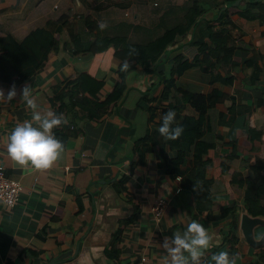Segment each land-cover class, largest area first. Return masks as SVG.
<instances>
[{
  "label": "crops",
  "instance_id": "0c3cea01",
  "mask_svg": "<svg viewBox=\"0 0 264 264\" xmlns=\"http://www.w3.org/2000/svg\"><path fill=\"white\" fill-rule=\"evenodd\" d=\"M183 1L0 0V36L12 34L21 41L32 30L75 9L78 33L88 40L91 32L80 17L87 12V4L98 25L126 21L151 27L158 23L165 8ZM229 10L236 25L232 33L237 41L234 55L239 63L232 84H216L224 97L208 108V128L200 138L214 144L211 150L214 164L207 176L224 180V189L213 196L216 206L212 211L205 210L198 219L213 237L201 264L220 250L236 254V264H264V245L249 244L239 227L244 212L264 219V205L245 202L243 192L231 185L232 174L242 171L245 177L258 180L264 194V22L239 15V8ZM218 11L210 8L205 16L216 17ZM190 38L191 34H187L169 45L157 66L158 72H166L172 64H177L178 55L188 60L195 58L198 50L188 44ZM255 56L262 70L253 78L255 66L250 60ZM129 57L127 50L114 46L84 53L62 48L51 56L38 75L22 82L0 78V89L5 95L13 84L17 89L11 100L0 95V166L23 185L14 206L0 200V264H133L141 256L147 257L146 264H165V237L171 239L177 230L182 234L195 219L193 194L159 165L156 147L146 153L144 163L132 162L137 142L159 126L156 121H149L151 101L143 96L159 78L158 73L146 72L145 66L138 64L127 74L126 91L116 93L117 69ZM80 73L103 81L101 99L114 94L116 103L99 122L71 121L69 128L78 133L69 136L65 151L50 168L34 169L30 164H17L8 155L6 146L15 125L31 119L32 110L21 99L23 87L30 85L42 113L54 111L51 97L58 100L51 88ZM176 85L194 93L188 101L180 96L177 101L186 103V113L196 114L202 96L211 86V75L193 66L176 78ZM163 91L161 84L155 92L161 106L168 103L162 97ZM233 106L235 110L243 109L233 114L230 111ZM176 156L177 150H171L170 158ZM127 175V191H119V180ZM179 187L181 190L177 191ZM159 198L167 200L160 220L153 212ZM135 205L136 220L124 225L114 243L121 222L135 213ZM229 205L236 206L239 212L235 247L224 238L229 234ZM255 234L257 238L264 234V224L255 229Z\"/></svg>",
  "mask_w": 264,
  "mask_h": 264
},
{
  "label": "trees",
  "instance_id": "16d2710c",
  "mask_svg": "<svg viewBox=\"0 0 264 264\" xmlns=\"http://www.w3.org/2000/svg\"><path fill=\"white\" fill-rule=\"evenodd\" d=\"M210 8L219 9L216 17L205 16ZM232 8H239L238 14L247 19H260L264 22L262 0H184L181 4H171L165 8L154 26L123 21L106 25L101 29L97 20L90 14L91 8L87 4V12L80 17L84 19L91 37L84 40L78 33L75 9H69L59 18L51 19L44 26L32 30L21 41L12 34L0 36V78L9 82H22L38 75L46 68L51 56L62 48L75 49L78 53L100 51L109 46L127 50L130 57L123 59L117 69L115 92L124 93L127 89V74L138 64L145 66L146 72L158 73L159 78L155 86L147 88L143 93V96L151 101L149 121L160 124L163 113L171 108L176 112V122L183 125L184 129L182 135L175 140L161 136L157 131L158 126L149 130L147 135L137 142L135 159L132 162L144 163L146 153L156 147L160 157L159 165L165 167L171 176H180L182 188L193 194L194 218L198 220L205 210L214 209L216 202L213 196L224 189L223 178L207 176L208 169L214 164L211 155L214 144L200 141V138L208 128V108L216 105L224 97V93L216 87V84L229 85L236 79L234 71L239 61L234 55L237 41L232 33L233 28L236 27L229 10ZM187 34H191L188 44L198 50L195 58L188 60L183 55H178L177 64H172L166 72H158L157 66L169 45L178 37ZM250 62L255 66L253 73L255 78L262 68L256 56L252 57ZM126 63L127 68L124 67ZM193 66L210 73L211 86L202 96L203 102L199 104L198 112L189 114L186 113V103L178 104L177 97L180 96L184 101H188L194 93L178 87L176 78ZM161 84L164 86L162 97L168 101L165 106L158 103V96L155 95ZM103 86V81L88 73H80L63 84L51 88L60 102L58 104L51 97L54 112L62 113L68 121L53 129L55 135L64 144L71 134L78 133V130L69 128L71 121L87 119L99 122L116 103L114 94L109 95L105 100L101 99L99 92ZM242 109L243 107H240L235 110L233 106L230 111L235 114ZM171 150H177V156L172 159ZM128 179L127 175L119 180V191H127L125 184ZM257 181L245 177L242 171H235L232 174L231 185L238 192H243L245 202L264 205V194L261 193ZM129 200L132 198L129 197ZM135 208V213L121 222L114 243L119 239L124 225L136 220L138 216L136 205ZM227 213L230 216L229 234L224 238L235 247L238 240L236 231L239 225V212L236 206L229 205ZM31 251L39 254L37 250ZM110 254L113 257L112 250Z\"/></svg>",
  "mask_w": 264,
  "mask_h": 264
},
{
  "label": "clouds",
  "instance_id": "9594fccd",
  "mask_svg": "<svg viewBox=\"0 0 264 264\" xmlns=\"http://www.w3.org/2000/svg\"><path fill=\"white\" fill-rule=\"evenodd\" d=\"M99 28L106 27L100 22ZM128 67L127 63L124 65ZM0 95L11 100L17 95L15 84L7 94L0 89ZM21 99L32 110L31 119L15 125L8 135L7 153L19 165L30 164L34 169H48L65 151V144L54 133L53 129L67 118L52 110L42 113L35 97L31 94L30 85H25L21 92ZM183 125L176 122V112L169 108L161 116V123L157 131L165 139L175 140L183 133ZM212 234L201 222L192 219L186 230H178L171 239L165 237L163 247L166 251L165 264H201V258L211 247ZM207 264H236V254L227 250H220L212 254Z\"/></svg>",
  "mask_w": 264,
  "mask_h": 264
},
{
  "label": "built area",
  "instance_id": "2783aa9c",
  "mask_svg": "<svg viewBox=\"0 0 264 264\" xmlns=\"http://www.w3.org/2000/svg\"><path fill=\"white\" fill-rule=\"evenodd\" d=\"M177 179L181 180V177L178 176ZM23 190V185L19 180L9 176L3 166H0V200L8 205L14 206L19 201L21 192ZM179 187L177 191H180ZM167 208V200L165 198H159L153 206V212L155 217L160 220ZM146 256H141L133 264H146Z\"/></svg>",
  "mask_w": 264,
  "mask_h": 264
},
{
  "label": "water",
  "instance_id": "95a60500",
  "mask_svg": "<svg viewBox=\"0 0 264 264\" xmlns=\"http://www.w3.org/2000/svg\"><path fill=\"white\" fill-rule=\"evenodd\" d=\"M264 224V219L262 217L251 216L249 213L244 212L240 219V229L246 239V241L255 246L260 247L264 245V234L257 238L255 234V229Z\"/></svg>",
  "mask_w": 264,
  "mask_h": 264
}]
</instances>
